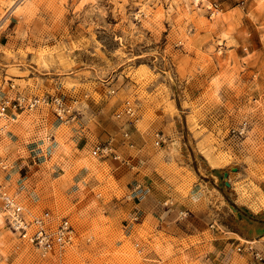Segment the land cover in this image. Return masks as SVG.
<instances>
[{
	"label": "rangeland",
	"instance_id": "1",
	"mask_svg": "<svg viewBox=\"0 0 264 264\" xmlns=\"http://www.w3.org/2000/svg\"><path fill=\"white\" fill-rule=\"evenodd\" d=\"M18 95L47 101L13 111L31 131L46 119L43 166L71 167L39 200L0 184L72 222L64 264H207L220 242L227 264H264V236L231 233L264 218V0H0V106ZM105 142L126 163L91 154ZM3 218L0 264H60Z\"/></svg>",
	"mask_w": 264,
	"mask_h": 264
},
{
	"label": "crops",
	"instance_id": "2",
	"mask_svg": "<svg viewBox=\"0 0 264 264\" xmlns=\"http://www.w3.org/2000/svg\"><path fill=\"white\" fill-rule=\"evenodd\" d=\"M8 93H10V91ZM8 113L10 116V114L13 113V110L8 109ZM45 125L46 119L40 118L39 121H36V126L33 131H31L29 123L19 121L18 118L15 117L13 120L7 121L5 126L0 127V148L4 149L6 144H12L11 148L4 150L5 152L3 153V158L0 160L2 164L0 166V173L3 174V179L6 182L11 183V185L14 183L18 190L28 193V195L31 198H35V200H39L36 188L41 182H46L48 184L50 182V178L58 179L64 174V168L69 169L71 167V163L66 157H62L63 160H58L59 162L52 165L50 168H45L43 166L45 164V159L43 160L39 157H41L44 153L46 154L47 150L44 151L43 144L37 141V139L39 140V136H37V134L43 130ZM60 126L61 125H58V127ZM80 129L82 128H78L77 130L72 129V133L75 137H69L71 140L70 142L77 143H75L77 150H79L77 139H80V136L83 137L85 134H88L87 132H89L87 129H82L83 132H81ZM50 135L51 138H54L55 131L51 130ZM31 141H35V145H31L34 143ZM67 143H69V141ZM39 149H41V152L33 153L35 156H32V152ZM59 149L62 150L60 146H56L54 149H49L48 152L49 154L58 152V154L62 155L63 151H59ZM24 152L28 154L26 158H23ZM36 158L39 162L36 161ZM88 173L89 170L87 168L79 169L72 179L73 182L76 184L82 183ZM44 191V194L48 193V197L44 201L54 202L55 196L52 188L49 186V188ZM214 198V200H216V204L218 198ZM261 214H264V210H261ZM237 228L238 229L235 228V231H232L231 233L246 236L247 238H251L253 236H264V218L260 217V214L257 220H251L247 217H243L239 220V226H237ZM217 234L219 233H216L217 238L222 237L221 234ZM213 245L218 248H215L216 250L212 252V256L214 257L210 256L207 259V264H227V246L222 242Z\"/></svg>",
	"mask_w": 264,
	"mask_h": 264
},
{
	"label": "built area",
	"instance_id": "3",
	"mask_svg": "<svg viewBox=\"0 0 264 264\" xmlns=\"http://www.w3.org/2000/svg\"><path fill=\"white\" fill-rule=\"evenodd\" d=\"M47 102L40 98H26L18 95L13 100H6L0 106V119L5 122L15 118L14 113H8V109H35L39 103ZM55 105L60 110L64 109L60 100H54ZM123 113L132 117L134 110L129 103H126ZM12 116V117H11ZM124 136L128 134L125 132ZM162 140V136L157 135L156 143ZM95 157H109L114 161L126 163L121 160L119 154L114 151L110 142L96 144L91 151ZM131 168H133L131 166ZM1 212L5 217L7 225L18 237L32 244L42 254H53L58 257L60 264H64V255L67 249L73 244L76 230L72 222L66 216H58L49 211L30 212L15 196L10 195L3 184H0ZM236 251H246L253 254L254 258L261 260L259 252L254 246V242H244L236 247Z\"/></svg>",
	"mask_w": 264,
	"mask_h": 264
},
{
	"label": "bare ground",
	"instance_id": "4",
	"mask_svg": "<svg viewBox=\"0 0 264 264\" xmlns=\"http://www.w3.org/2000/svg\"><path fill=\"white\" fill-rule=\"evenodd\" d=\"M20 202V201H19ZM21 203V202H20ZM22 204V203H21ZM23 205V204H22ZM24 206V205H23ZM25 207V206H24ZM27 209V208H26ZM28 210V209H27ZM30 211V210H29ZM45 211H48V210H45ZM30 212H32V211H30ZM0 215H1V217H0V225H3V223H4V218H3V216H2V212H0ZM69 249V248H68ZM67 249V250H68ZM67 252V251H66Z\"/></svg>",
	"mask_w": 264,
	"mask_h": 264
}]
</instances>
